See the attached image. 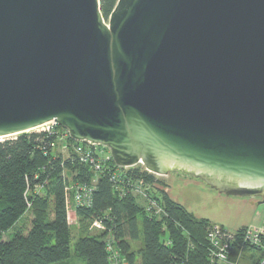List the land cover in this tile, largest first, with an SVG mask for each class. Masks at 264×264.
Returning a JSON list of instances; mask_svg holds the SVG:
<instances>
[{"label": "water", "instance_id": "obj_1", "mask_svg": "<svg viewBox=\"0 0 264 264\" xmlns=\"http://www.w3.org/2000/svg\"><path fill=\"white\" fill-rule=\"evenodd\" d=\"M49 122L256 208L264 0H0V138Z\"/></svg>", "mask_w": 264, "mask_h": 264}, {"label": "trees", "instance_id": "obj_2", "mask_svg": "<svg viewBox=\"0 0 264 264\" xmlns=\"http://www.w3.org/2000/svg\"><path fill=\"white\" fill-rule=\"evenodd\" d=\"M117 1L100 0L106 20ZM55 129L66 130L58 124ZM58 148L55 136L44 131L23 132L0 141V264H52L72 255L66 187L73 181L89 182L94 171L73 150L64 154ZM115 166L111 157L99 172L91 207L79 206L75 211L79 221L75 254L86 264H111L106 249L111 236L129 264H212L207 233L214 222L173 200L161 178L140 167L130 168L127 174L132 178L151 182L150 191L164 209L158 216L148 213L136 194L114 188L110 172ZM29 209L28 231H15L5 239L4 233ZM95 220L103 228L92 232ZM139 240L141 246L135 249L133 243ZM240 249L235 242L233 261ZM260 258L261 253L252 264H259Z\"/></svg>", "mask_w": 264, "mask_h": 264}, {"label": "built area", "instance_id": "obj_3", "mask_svg": "<svg viewBox=\"0 0 264 264\" xmlns=\"http://www.w3.org/2000/svg\"><path fill=\"white\" fill-rule=\"evenodd\" d=\"M55 125L56 123L49 122L35 128V130L54 135L60 152L68 154L73 150L79 160L88 164L91 170L94 171L93 179L89 182L73 181L66 187V210L70 223L71 210L73 213L79 206L91 207L93 191L98 182L99 172L110 161L112 155L106 146L89 140H75L71 137L68 130H56ZM70 139L75 142H72ZM129 169L130 167H122L117 164L114 168H111L110 175L114 188L121 193H124L127 189L131 193L136 194L148 213L156 216L162 214L164 209L161 202L150 191L151 182L145 181L143 177L132 178L127 174V170ZM146 171L148 170L146 169ZM148 172L155 174L150 171ZM69 194L72 196L73 202L70 201ZM97 222L102 229V222ZM207 237L210 243V260L212 264H234L231 256L234 251L235 242L242 249L245 246H249L259 250L261 253L259 264H264V226L249 225L243 232L237 233L236 230L232 231L218 223H213L208 229ZM106 249L109 253L111 264H129L120 250L117 249L111 236L107 237Z\"/></svg>", "mask_w": 264, "mask_h": 264}, {"label": "rangeland", "instance_id": "obj_4", "mask_svg": "<svg viewBox=\"0 0 264 264\" xmlns=\"http://www.w3.org/2000/svg\"><path fill=\"white\" fill-rule=\"evenodd\" d=\"M29 131L31 132L36 130L32 129ZM17 135L18 134L2 137L0 138V141L5 140L6 138H15ZM135 167H140L142 170H146V167L141 163L130 168ZM155 176L166 182L168 186L167 191L173 200L184 205L188 211L194 213L197 217L209 218L214 223H218L222 226L225 225V227L232 231L243 228L247 225H264L261 218L263 217L264 219V203L258 202L256 208H253L250 206V203L246 202L249 198L261 199L260 197L226 195L211 188L203 180L195 178L194 176L188 175L182 171L175 170L166 176ZM68 197L70 201L73 202L70 194ZM31 220L32 213L29 209V211H27L25 215L19 219L12 229L4 233V238L8 239L15 231H28L31 226ZM70 226L72 232V255L66 260L58 261L52 264H86L82 258L75 254V244L79 237V221L75 217V212L72 213V210ZM91 227H93L91 229L92 232L101 230V227L96 220L93 221ZM140 246V240L133 243V247L135 249H138ZM254 250L246 251L244 249H240L234 258V264H251L250 254L252 252L254 253V259H257L260 256L258 250Z\"/></svg>", "mask_w": 264, "mask_h": 264}, {"label": "crops", "instance_id": "obj_5", "mask_svg": "<svg viewBox=\"0 0 264 264\" xmlns=\"http://www.w3.org/2000/svg\"><path fill=\"white\" fill-rule=\"evenodd\" d=\"M262 218V220H263V222H264V219H263V217H261ZM257 226H264V225H257ZM250 257H251V264H252V262H253V260H254V258H253V255L252 254H250Z\"/></svg>", "mask_w": 264, "mask_h": 264}, {"label": "bare ground", "instance_id": "obj_6", "mask_svg": "<svg viewBox=\"0 0 264 264\" xmlns=\"http://www.w3.org/2000/svg\"><path fill=\"white\" fill-rule=\"evenodd\" d=\"M225 226V225H224Z\"/></svg>", "mask_w": 264, "mask_h": 264}]
</instances>
